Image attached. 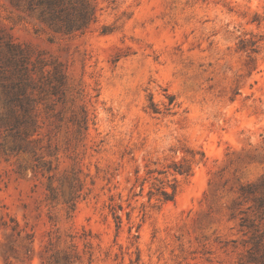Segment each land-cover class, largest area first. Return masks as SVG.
Returning a JSON list of instances; mask_svg holds the SVG:
<instances>
[{
    "label": "rangeland",
    "instance_id": "1",
    "mask_svg": "<svg viewBox=\"0 0 264 264\" xmlns=\"http://www.w3.org/2000/svg\"><path fill=\"white\" fill-rule=\"evenodd\" d=\"M38 2L0 0V264H264V0Z\"/></svg>",
    "mask_w": 264,
    "mask_h": 264
},
{
    "label": "trees",
    "instance_id": "2",
    "mask_svg": "<svg viewBox=\"0 0 264 264\" xmlns=\"http://www.w3.org/2000/svg\"><path fill=\"white\" fill-rule=\"evenodd\" d=\"M62 0H39L38 4H31V9H34L36 5L38 7H41L42 10V16H47L49 21H51L54 24H57L60 26L61 29H67V30H74V29H81L83 26L88 24L90 21L95 19V13H91L88 11V8L84 6L77 14H72L70 11V8L64 4L61 3ZM256 44L257 42L253 40H240V47L239 49L241 51L256 53ZM62 81V78L60 79ZM150 110L154 114H159L160 110L157 108V106L152 102L151 99V106ZM170 169H172L170 167ZM173 171L174 173L181 174V175H190L191 174V168H184L183 166H180L179 164L173 165ZM173 192L170 194L168 192H162L164 201H173L175 199L176 193H177V186L174 184L172 186ZM117 219L118 216L116 217Z\"/></svg>",
    "mask_w": 264,
    "mask_h": 264
}]
</instances>
